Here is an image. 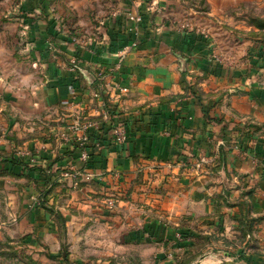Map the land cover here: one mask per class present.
Wrapping results in <instances>:
<instances>
[{"label": "crops", "instance_id": "0c3cea01", "mask_svg": "<svg viewBox=\"0 0 264 264\" xmlns=\"http://www.w3.org/2000/svg\"><path fill=\"white\" fill-rule=\"evenodd\" d=\"M195 6L0 0V181L24 185L20 221L39 247L60 253L61 213L73 264H199L210 251L264 264V0ZM125 47L128 141L83 163L61 133L76 111L101 118L95 69ZM86 166L103 177L75 189L63 174Z\"/></svg>", "mask_w": 264, "mask_h": 264}, {"label": "built area", "instance_id": "2783aa9c", "mask_svg": "<svg viewBox=\"0 0 264 264\" xmlns=\"http://www.w3.org/2000/svg\"><path fill=\"white\" fill-rule=\"evenodd\" d=\"M131 19L137 24L142 22V17L131 15ZM70 32V31H68ZM73 41H78L79 35L76 33L69 34ZM127 47L123 48L117 57V60L109 65H98L95 69V82L97 87L93 93V99L99 103L103 109L102 116L99 119L90 117L85 111H76L72 119L68 122L64 131L61 133L63 142L72 149L80 151L79 159L83 163H88L90 156L96 152L106 151L113 145H124L128 141L126 125L119 120L123 110L124 96L129 92V87L124 84L120 75L124 60L127 56ZM72 69L80 70L84 73L87 68L83 67L78 60H74ZM109 123L108 127L106 124ZM18 153L29 155L32 153L25 148L17 147ZM34 161L33 159H31ZM207 163L205 158L197 161L196 167L201 169ZM87 170L74 169L63 174L73 181V187L78 189L83 181H94L102 178L100 174ZM120 174H115L119 178ZM116 194L108 193L107 200L110 206L115 205Z\"/></svg>", "mask_w": 264, "mask_h": 264}, {"label": "rangeland", "instance_id": "374dc122", "mask_svg": "<svg viewBox=\"0 0 264 264\" xmlns=\"http://www.w3.org/2000/svg\"><path fill=\"white\" fill-rule=\"evenodd\" d=\"M186 3L200 8L205 6V0H186ZM19 186L20 183L15 181L14 177L0 181V264H73L74 262L71 263L68 258L70 244L64 221V225H59L61 236L59 254H54L52 251L53 240H46L47 245L41 243L42 245L39 247L37 245L39 240L32 238L30 233H26L27 229L20 221V215L24 209L21 208V205L19 206L24 200L20 191L24 185ZM77 251H79V247ZM213 252L202 254L199 257V264L217 263L214 257L218 255ZM90 257L94 258L91 259V262H94L96 254L92 253ZM119 262L121 261L119 260Z\"/></svg>", "mask_w": 264, "mask_h": 264}, {"label": "water", "instance_id": "95a60500", "mask_svg": "<svg viewBox=\"0 0 264 264\" xmlns=\"http://www.w3.org/2000/svg\"><path fill=\"white\" fill-rule=\"evenodd\" d=\"M84 73L88 74V70H84ZM94 79H95V77H94ZM225 264H237V263L234 261H230V262L226 261Z\"/></svg>", "mask_w": 264, "mask_h": 264}, {"label": "trees", "instance_id": "16d2710c", "mask_svg": "<svg viewBox=\"0 0 264 264\" xmlns=\"http://www.w3.org/2000/svg\"><path fill=\"white\" fill-rule=\"evenodd\" d=\"M58 214V218H59V220L62 222V224H63V221L65 222V220H64V218H63V216L61 215V213H57ZM64 225V224H63ZM67 255V254H66ZM65 255V256H66Z\"/></svg>", "mask_w": 264, "mask_h": 264}]
</instances>
